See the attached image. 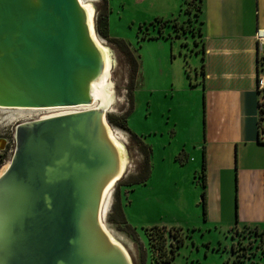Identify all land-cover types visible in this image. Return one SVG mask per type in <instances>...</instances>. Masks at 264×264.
Masks as SVG:
<instances>
[{"label":"water","instance_id":"obj_1","mask_svg":"<svg viewBox=\"0 0 264 264\" xmlns=\"http://www.w3.org/2000/svg\"><path fill=\"white\" fill-rule=\"evenodd\" d=\"M95 36L80 0H0V108L92 105L106 67ZM107 114L17 126L0 177V264H133L103 226L105 191L125 176Z\"/></svg>","mask_w":264,"mask_h":264},{"label":"rangeland","instance_id":"obj_2","mask_svg":"<svg viewBox=\"0 0 264 264\" xmlns=\"http://www.w3.org/2000/svg\"><path fill=\"white\" fill-rule=\"evenodd\" d=\"M93 1L96 32L113 55L110 53V80L115 102L112 105L114 110L107 114L109 123L111 117L125 115L132 105V68L122 48L114 40L130 43L134 56H140L144 64L139 71L141 77L137 75L132 90L133 112L128 118L129 132L110 123L114 131H121L125 136L128 167L125 176L114 187L113 205L105 217L106 227L126 248L133 264H264V226L231 229L209 226L201 205V186L190 184L195 179L185 172L187 162L177 160L182 152H177L170 159L174 144L184 139L181 134L185 118L186 121L190 119L192 106L188 105L186 95L172 98L169 90L183 84L182 81L187 79L185 71L193 83L197 81L201 56L191 54V49H196L200 30L199 0H186L180 7H183L182 17L178 16L174 23L163 24L155 19L168 11L164 4L174 7L172 0H107L108 38L98 32V18L106 1ZM188 17L190 21L183 23ZM166 27H171L172 33L186 35V40L175 41L173 54L170 43L163 45V50L158 42L142 41L144 35L152 36L161 29L165 32ZM179 48L186 51L187 58L180 57ZM40 113H37L38 116L43 118L51 112ZM16 118L6 113L0 114V138L9 142L0 155L3 157L0 172L11 162L16 148L13 143L16 128L22 123ZM175 118L180 119L178 126H175ZM131 134L151 147L152 168L146 183L124 186L140 173L145 162L143 150ZM177 170H181L182 174ZM188 186L193 190H189ZM118 191L127 225L116 224ZM128 226L133 234L128 231Z\"/></svg>","mask_w":264,"mask_h":264},{"label":"crops","instance_id":"obj_3","mask_svg":"<svg viewBox=\"0 0 264 264\" xmlns=\"http://www.w3.org/2000/svg\"><path fill=\"white\" fill-rule=\"evenodd\" d=\"M172 2L174 7L164 4L168 11L158 15L155 21L174 23L178 16L182 17L183 7H180L186 0ZM201 2V30L196 49H191V54L201 56L197 81L193 83L185 71L187 79L182 81L183 84L169 90L172 98L186 95L188 105L192 106L190 119L186 121L185 118L181 134L184 139L174 144L170 159L182 152L181 157L187 162L185 172L195 179L190 184L197 183L201 192L206 193L205 222L209 226L226 229L262 227L264 143L259 137L264 127L261 113L264 94L258 92L257 80L264 74V51L255 36L258 30H264V0ZM188 21L189 17L182 22ZM170 28H164L165 32L161 29L152 35L155 38L142 41L158 42L163 50L170 43L173 54L175 41L186 40V35L172 33ZM181 49L180 57L187 58L186 51ZM137 59L140 71L144 64L140 56ZM138 74L141 77L140 72ZM179 121L175 118V126L180 124ZM204 153L205 188L200 178ZM180 171L177 170L181 175Z\"/></svg>","mask_w":264,"mask_h":264},{"label":"bare ground","instance_id":"obj_4","mask_svg":"<svg viewBox=\"0 0 264 264\" xmlns=\"http://www.w3.org/2000/svg\"><path fill=\"white\" fill-rule=\"evenodd\" d=\"M84 8H86L88 15H89V22L91 29L93 28V21H94V16H95V9L93 5V0H80ZM96 42L99 46V48L102 50L104 53L105 57V62H106V67L104 70V73L102 76L93 83L92 85V96H93V104L90 106H81L77 108H55V109H48V110H35V109H30V111H24V110H19V111H5V108L0 109V114L6 113L9 114L10 116L17 117L18 122H30L34 120H42V119H47L51 117H56V116H61L65 114H70L78 111H83V110H91V109H102L105 112H112L114 109L112 108L114 101V89H113V83L110 80L111 78V70H112V60H111V51L109 52V49L107 46L104 44V42L98 38V36H95ZM111 53V55H110ZM113 56V55H112ZM114 65V63H113ZM2 110V111H1ZM41 114L40 112H51L48 116L41 118L40 115L38 116V113ZM37 117V118H36ZM14 119V118H13ZM109 136L111 140L114 142V144L117 146L121 153V174H126L127 167H128V156L126 152V148L124 145V139L125 136L121 131H114L112 127L108 128ZM10 163L7 164V166L0 172V177L6 172L8 169ZM116 185V182L113 181L110 186L106 189L105 194H104V203L102 207V215L104 219L106 220V215L109 213L111 206L113 205L112 197H113V191L114 187ZM104 229L107 232V234L110 236L111 240L124 248V250L127 252L126 248L119 242V240L116 239V237L111 233V231L106 227L104 224Z\"/></svg>","mask_w":264,"mask_h":264},{"label":"trees","instance_id":"obj_5","mask_svg":"<svg viewBox=\"0 0 264 264\" xmlns=\"http://www.w3.org/2000/svg\"><path fill=\"white\" fill-rule=\"evenodd\" d=\"M106 1V4H105V7H104V10L103 12L99 15V18H98V32L99 34L104 37V38H108L109 36V21H108V16H109V11H108V7H107V0ZM201 0H199V5H198V13H199V16L200 14L202 13V4H201ZM158 22H160L161 24L163 23H172V22H163L162 20H156ZM200 23V21H199ZM200 30H201V27H200ZM200 30H199V34H200ZM177 31V30H176ZM155 38V36H150L149 34H146L143 36V39H153ZM116 43H118L120 45V47L122 48L123 52L125 53V55L127 56L128 60H129V64L132 68V86L130 88V92H131V108L130 110L123 116L121 117H117V118H114V117H111L110 118V123L111 124H114L116 127L126 131V132H129V129H128V118L130 117V115L132 114L133 112V95H132V90L134 88V85H135V80H136V77L138 75V72H139V63H138V60L137 58L134 56V53L132 52V50L130 49V45L128 43H126L124 40H114ZM261 113H262V116H264V103L262 104V109H261ZM132 135V134H131ZM133 138L139 142V145L141 146L142 150H143V153L145 155V162L144 164L142 165V168H141V171L140 173L135 176V177H132L130 180H128L126 182V184H124V186H132L133 184L135 183H146V181L150 178V175H151V154H152V149L151 147L145 145L143 142H141L139 140V138L135 135H132ZM206 154L204 153V162H203V167H202V170H201V179L202 180V187L205 188L206 187V177H205V173H206ZM182 154L179 155V157L177 158V160L181 161L184 163V161H182V158H181ZM3 163V157L0 156V168H1V165ZM202 205H203V209H204V215L206 217V214H207V207H206V193L204 192L203 193V197H202ZM121 196H120V192L118 191L117 192V203L115 205V208L117 209L118 211V219H117V222L116 224H118L119 226L120 225H127V221H126V218H125V215L121 209ZM253 228H257V227H253ZM128 231L131 232L133 234V231L131 229L130 226L127 227ZM135 234V233H134Z\"/></svg>","mask_w":264,"mask_h":264},{"label":"built area","instance_id":"obj_6","mask_svg":"<svg viewBox=\"0 0 264 264\" xmlns=\"http://www.w3.org/2000/svg\"><path fill=\"white\" fill-rule=\"evenodd\" d=\"M256 41L260 47V49H263L264 51V30L263 29H260L256 32ZM257 90L260 94H264V74L263 75H260L258 77V80H257ZM0 139H4L6 141V145L9 144L8 140L5 139V138H0ZM259 140L260 142L264 143V127L260 133V137H259ZM14 144H16V138H14V141H13ZM2 154V151H0V155Z\"/></svg>","mask_w":264,"mask_h":264}]
</instances>
